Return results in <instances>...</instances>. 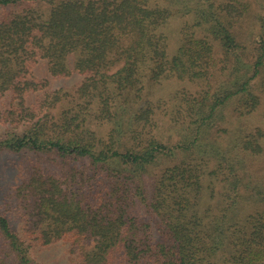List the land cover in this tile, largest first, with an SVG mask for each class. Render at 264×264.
Returning <instances> with one entry per match:
<instances>
[{"label": "trees", "instance_id": "1", "mask_svg": "<svg viewBox=\"0 0 264 264\" xmlns=\"http://www.w3.org/2000/svg\"><path fill=\"white\" fill-rule=\"evenodd\" d=\"M0 12V152L61 166H16L22 228L0 212V236L20 264L55 243L79 264H264V0H0ZM42 61L81 83L29 100L48 87ZM170 79L199 89L156 100Z\"/></svg>", "mask_w": 264, "mask_h": 264}, {"label": "rangeland", "instance_id": "2", "mask_svg": "<svg viewBox=\"0 0 264 264\" xmlns=\"http://www.w3.org/2000/svg\"><path fill=\"white\" fill-rule=\"evenodd\" d=\"M251 24L252 22H245L243 29L250 26ZM180 26V21H175L167 27V31L164 30L169 37L168 50L170 53L174 51L178 45ZM34 75L38 79H46L48 81V87H46V91L36 94L34 97H30L29 100L32 101H43L47 96H49V99H51L53 93H59L61 88H63V92H73L75 88L81 83V78L74 74L67 80L50 78L46 64L44 62H40L35 66ZM196 87L189 85L188 83L170 79L166 82H163L161 85H157V87L155 86L154 96L156 100H160L161 98L167 99L172 97L174 93L182 90H187L189 92H194L195 90L197 91L199 88ZM2 103L3 100L0 99V108L2 107ZM97 130L101 133H105L107 126L103 125L101 128H97ZM165 132L166 137L168 135H172V138H175V135L170 132L168 128H166ZM52 158L50 156H41L40 159H37L36 161H29L31 159V155L29 154L10 153L8 151L0 152V212L10 220L12 227L17 231H20L22 228V219L20 214H17L16 212L17 200L13 195V184L16 182V166L23 162H35L36 165L43 170H50L53 173H60L61 166ZM261 164H264V162H261ZM258 168L261 169L259 165ZM27 259L29 260V264H79V262L75 260L76 256L70 255L67 245L63 243H55L49 247L31 249L27 253ZM0 264H20L17 256L8 249V246H6L1 236Z\"/></svg>", "mask_w": 264, "mask_h": 264}, {"label": "crops", "instance_id": "3", "mask_svg": "<svg viewBox=\"0 0 264 264\" xmlns=\"http://www.w3.org/2000/svg\"><path fill=\"white\" fill-rule=\"evenodd\" d=\"M43 62V61H42Z\"/></svg>", "mask_w": 264, "mask_h": 264}]
</instances>
